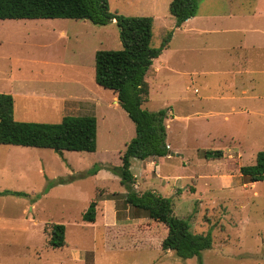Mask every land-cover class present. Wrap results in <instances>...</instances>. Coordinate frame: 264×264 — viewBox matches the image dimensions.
Listing matches in <instances>:
<instances>
[{"label":"rangeland","instance_id":"374dc122","mask_svg":"<svg viewBox=\"0 0 264 264\" xmlns=\"http://www.w3.org/2000/svg\"><path fill=\"white\" fill-rule=\"evenodd\" d=\"M199 1L202 11L227 5ZM170 2L109 0L115 13L156 16L152 45L172 33L169 61L157 73L154 62L146 75L150 93L143 104L168 108L170 153L134 158L131 169L138 191L171 198L193 232L211 230L212 248L187 259L163 250L167 226L126 202L119 175L91 172L120 166L135 136L117 94L95 80L96 51L122 48L117 24L22 20L0 22V94H13L21 121L94 115L98 144L94 152L0 144V191L26 193L0 194V264H264V180L250 182L240 172L264 150V61L250 46L239 48V33L176 29ZM217 149L222 157H204L203 150ZM100 193L118 196L100 200L94 222L83 220ZM56 223L66 226L63 247L49 244Z\"/></svg>","mask_w":264,"mask_h":264},{"label":"trees","instance_id":"16d2710c","mask_svg":"<svg viewBox=\"0 0 264 264\" xmlns=\"http://www.w3.org/2000/svg\"><path fill=\"white\" fill-rule=\"evenodd\" d=\"M199 0H171L169 11L176 19V27L194 17ZM72 18L88 19L95 24L116 23L122 41L120 49H99L95 53V80L113 90L121 107L135 124V136L127 144L120 166H98L119 175L126 189L128 204L148 212L150 218L164 223L168 233L162 241L163 250H172L181 259L200 256L202 250L213 245L212 231L195 233L190 222L174 213L172 200L156 190L138 191L132 160L164 157L170 153L167 142L168 108L148 110L143 107L150 93L146 75L154 59L167 47L172 33L166 35L158 47L152 45L154 18L127 16L111 11L109 0H0V19ZM14 96L0 94V144H13L63 150L94 152L97 149L98 123L94 115H67L59 122L17 120L14 115ZM206 158H220L223 150H203ZM242 176L250 182L264 180V150L258 151L256 162L240 167ZM0 194L24 196L22 191L5 190ZM118 194H99L83 213V220L94 222L100 200H116ZM66 226L53 224L49 244L63 247L67 244Z\"/></svg>","mask_w":264,"mask_h":264},{"label":"crops","instance_id":"0c3cea01","mask_svg":"<svg viewBox=\"0 0 264 264\" xmlns=\"http://www.w3.org/2000/svg\"><path fill=\"white\" fill-rule=\"evenodd\" d=\"M171 1V0H170ZM227 5L220 7L219 9L214 7L207 11H202L199 1V7L197 14L186 20L180 27L176 29H182V31L196 32V34H211V33H239L243 36L240 41V49L256 50L258 58L264 61V0H225ZM154 19L156 16L153 17ZM39 19H54V18H36V19H0V22H18L22 20H39ZM188 26V27H187ZM199 35V34H198ZM233 50L235 46L231 47ZM230 50V48H229ZM171 48L169 45L163 50L162 54L154 59V62L159 61V64L154 72H158V67L165 62L163 66L169 61L167 54L170 53ZM232 58V57H231ZM248 61H252L248 59ZM153 62V64H154ZM152 67V66H151ZM151 69V68H150ZM236 74L247 73L243 69H237ZM243 94H246L245 89L242 90ZM13 95V94H12ZM15 99V97H14ZM15 110V103H14ZM104 201H110L112 199H103Z\"/></svg>","mask_w":264,"mask_h":264}]
</instances>
